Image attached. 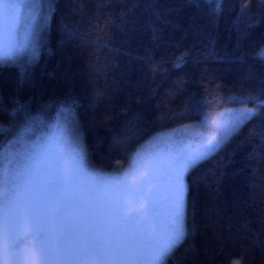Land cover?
I'll list each match as a JSON object with an SVG mask.
<instances>
[{"label": "trees", "instance_id": "trees-1", "mask_svg": "<svg viewBox=\"0 0 264 264\" xmlns=\"http://www.w3.org/2000/svg\"><path fill=\"white\" fill-rule=\"evenodd\" d=\"M50 7L39 58L23 74L0 66V149L47 127L72 98L91 163L121 169L156 132L198 120L194 105L264 94V61L254 55L264 47V0H222L219 13L203 0ZM20 106L43 124L12 116ZM186 183L188 235L163 264H264V110Z\"/></svg>", "mask_w": 264, "mask_h": 264}, {"label": "snow or ice", "instance_id": "snow-or-ice-1", "mask_svg": "<svg viewBox=\"0 0 264 264\" xmlns=\"http://www.w3.org/2000/svg\"><path fill=\"white\" fill-rule=\"evenodd\" d=\"M203 3L219 13L222 0ZM50 12V0H0V66L23 74L39 58ZM254 55L264 61V47ZM224 100L236 107L194 105L196 122L154 136L111 172L88 157L78 102L61 101L50 133L0 152V264H163L188 235L186 176L264 110V94ZM18 113L44 122L23 106Z\"/></svg>", "mask_w": 264, "mask_h": 264}, {"label": "rangeland", "instance_id": "rangeland-1", "mask_svg": "<svg viewBox=\"0 0 264 264\" xmlns=\"http://www.w3.org/2000/svg\"><path fill=\"white\" fill-rule=\"evenodd\" d=\"M25 12H26V10L21 12L22 23H21V28H20V30H19L18 33H17L18 37H19L20 35H22V32L24 31L23 17H24V15H25ZM228 107H229V108H234V107H236V105H235V106H228ZM247 107L252 108V106H248V105H247ZM221 111H223V108L214 111L213 113H211V115H212L213 117H217ZM196 121H197V120H196ZM196 121L187 122V123H184V124H181V125H177V126H175V127L169 128V129H164V130L158 131V132H156L154 135H152L147 141H145L143 144L147 143V142H148L149 140H151L154 136H157V135H159V134H161V133L172 132L174 129L181 128V127L184 126V125L191 124V123H194V122H196ZM54 122H55V121H54V118H53V120L50 121V122L48 123V126H47V127H45L44 129L40 130L39 132H36V133L33 134L31 137H34L35 135L40 134L41 131H43V132H45V133H50V132L52 131V127H51V125L54 124ZM21 137H23L24 139H28V138H30V136H27L25 133H19V134L15 135V136H14V137H13L8 143H6V144L0 149V152H3L4 150H7L8 147H9V145L11 144V142H12L13 140H19V139H21ZM143 144H142V145H143ZM14 150H15V149H13V151H14ZM93 165H94V164H93ZM127 165H128V164H127ZM127 165H126L125 167H127ZM94 166H95V165H94ZM95 167H96L97 169L104 170V171H108V172H111V171H112V170H106V169L99 168L98 166H95ZM125 167H123V168H125ZM137 178H139V177H137ZM185 179H186V178H185Z\"/></svg>", "mask_w": 264, "mask_h": 264}]
</instances>
